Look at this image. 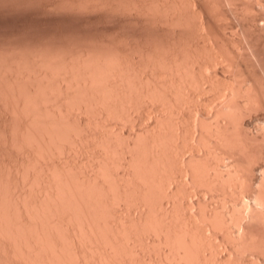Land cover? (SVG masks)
<instances>
[{"label":"rangeland","instance_id":"374dc122","mask_svg":"<svg viewBox=\"0 0 264 264\" xmlns=\"http://www.w3.org/2000/svg\"><path fill=\"white\" fill-rule=\"evenodd\" d=\"M155 1L156 2L152 0H0V163H2L5 166L2 167L4 172L7 173L8 170H11L12 172L16 173V171H19L18 175L21 177L25 175L24 171L26 170V168L28 169V172L38 170L39 163L33 159L32 154L27 155L24 153V147H27L32 150L34 156L38 161L46 160L50 162H60L66 167H67V163H70L73 167L77 168L76 170L74 169L75 173L77 171V173L79 172V174L81 175L83 173L82 172L83 168L92 171V173H94L95 176H98L104 181L107 188L109 189L112 188L109 191H113L114 188L112 185H110L111 182L109 181V177L105 173V168H108L111 174L118 176L120 182L124 183L126 186L128 185L131 186L132 185L131 183H133V181L136 183H141L143 182L144 178L142 176H139V174L137 175L133 173L132 174L133 176L132 175L130 177L128 176L131 181L130 180L128 181L127 177L120 176L121 175L120 171H122L123 168L126 169L127 167L130 168V170H132L134 168L133 165L135 166V164L129 162L130 164L124 165L126 167L121 165L122 163L121 156H123L122 153L124 152L123 153L124 155L126 154V156L128 155L130 156L133 150L128 148L124 149L118 143L124 142L127 139H129V137H131L128 135L129 132L132 133V131H137L139 130L138 128L147 129V126L155 120L160 122L161 118H159V116L155 114L156 110L159 111L164 116L167 115L166 117L172 118V120H175L177 122L178 119L181 120L179 116L183 115L182 113L183 109L181 108L184 107V109H186V111L188 112V116H189L188 117L189 130H187L186 132L188 142L184 148H178V149L176 148L174 154L179 157L178 158V162L180 164L179 166L183 168L182 170L183 185H181V187L183 186L185 190L182 188L180 192L177 191V193L175 194L176 197L174 196L173 198V200L176 201L175 205L177 208L173 212L172 210L171 212H167L166 218H168L170 221H173V223H176L178 221H174V219L176 218L175 214L176 215L177 213L180 214L181 211L186 210V215L188 216L190 214L189 220L192 222L193 225H195L200 230L203 228L201 231H203L204 234H207L206 235L207 238L212 237L211 239L213 240L214 238L217 237L218 241L217 240L215 241L214 243L215 245L216 244L217 246L219 244L222 245L221 248L217 247L218 251H215L214 253L213 251L211 252L212 255H209L210 259H212L213 261L219 260L218 254L220 252H221L220 254H225V256L229 258L228 256H230L231 253L228 252L227 246L225 247L224 243L219 241L222 240L223 238V233L225 228H223V226L220 227L218 225L216 226L212 225L211 220L210 219H209L210 221L208 220L209 217L206 216L207 218L206 219L205 216L200 217L199 214L200 212H205L206 207L214 206L217 202L218 204L216 205H218V208L221 210V212H223L222 210L223 198H226V202H228L226 206L229 205L231 207V204H233L232 206H234L233 203L234 200L232 201L233 196L231 195L229 188H226L224 190L225 196L221 194L223 193L222 191L220 193L222 196H224L222 197L221 200L219 198L221 197V195L217 196L218 191L213 186L210 187L206 186L203 182L198 181V179L196 178H194L195 180L193 181L190 180L189 178L186 177V171H184L187 165L183 163L186 162L192 151H197V152L203 151L204 148L202 144L198 143V138H197L200 130V126H199L200 121L207 120L205 118L214 116L215 111H217L214 110L216 109V107L214 108V104L209 103V100L207 99L209 97L208 95L212 93L211 92L212 89H209V86L211 88V85L209 84L208 81L212 78H216V80L219 81L221 84H224L226 81L227 84L228 83L231 84L232 88L235 85H236L235 87H237L238 85V89L243 87L242 88L243 90L241 89L239 90V93H236L237 100L239 99L238 102L242 101L243 98H245V97H241L245 92V88L247 92L250 91L249 90L250 88H253V90L251 89L250 91L251 93L255 91L252 94L255 95L253 101L255 102L257 100L255 102L257 105H254L253 103V106L256 107H252V109L247 108L248 106H244L245 105L244 101H242L244 105L240 102L242 104V106L240 105L242 107L241 109L244 110L245 107L247 108L244 110L245 112L241 111L243 113H241L240 121L243 122V125L245 126L244 128L248 136L250 138L252 136V139L257 138L256 142H254L255 146L253 145L255 148L254 147L253 148L255 149L256 152L263 155L262 157H264V138L262 136L263 132L259 129V124L261 123L264 124V96H263L264 90L262 91V89L260 88V85L262 86L264 85V0H177L178 3L180 2L179 4L181 6L184 5L182 7L183 9H185V13H187V15L189 14L193 16L192 18V16L188 15L189 19H191L190 23L188 21H185L184 20L185 18L183 19L179 18L178 23H176L178 18H176L175 15L178 14V11L175 10V12L177 13H174L173 15L174 19H172L173 16L172 17L170 16L172 9L170 10L171 12L168 11L169 9L168 10L164 9L167 6L163 7L162 4H164L165 6V4L168 3L169 5L168 8H170L169 3L173 4V1L172 2L171 0H155ZM150 2L151 3L153 2L152 3L153 5H151ZM148 3L149 5H151V7L147 5ZM154 3H156L157 5ZM123 4L124 5L126 4L125 5L126 7L124 8L125 11L122 7H120V9L122 10H120L119 8L117 9V7H119L118 5L124 6ZM148 6L152 8V9L149 8V13L152 11L151 14L145 13L147 12L145 11V8ZM153 6L156 8V10H153L155 9L153 8ZM157 6L159 9H161L160 7H162L161 9L162 15H165L168 12H170L168 14L169 15L168 20L165 19L166 18L165 16L168 15H165L164 18L162 15H160L161 13L158 14L157 10L159 9L157 8ZM134 8L136 10H134ZM141 8H143L142 12L143 10L145 11L142 14L141 11H139ZM129 10L131 12H129ZM146 10H148V8ZM163 10H165L166 13ZM153 12H155L154 13L155 15L157 14L158 15L155 16ZM145 14L149 16H146ZM151 15L154 17H152ZM170 17L172 19V22L173 20L175 21V24L174 22L171 23ZM251 19L253 20L254 23L252 22ZM182 20L184 22H188L189 24H191V27H189L190 25H188V23L187 24L183 23ZM179 22L182 23L180 24ZM188 49L190 55L188 54V51H185ZM209 51L214 52L215 55L214 58L212 57H211L212 59H210V57L207 58L209 56V55L207 56V53H209ZM180 52L183 54H181ZM190 52L191 53L196 52V54L197 53L199 54V57H201L202 55L203 58L205 57L207 58L206 61L205 59H203L205 63L199 65V67L201 68L200 70L198 69L201 75L200 77L201 81L199 83H197V81L196 82L191 81L193 83H189L185 87L183 86V84H181L182 86H180V83L178 85V83L176 84L171 81L169 82L167 79L171 80L173 79V77L181 76L183 74L182 73L183 71L181 72L182 74L180 73V71L177 72L176 70L172 69L169 65L165 64L164 61H162V59L163 58L165 59L166 57L169 56L168 58H171V60L176 65L178 64V62L182 61L179 60L181 56L182 58H187V57L192 58L193 55L195 57H198V55L196 56L195 53L191 55ZM99 54L102 55V58L100 56L101 60H105L106 58V60L104 61L105 67L102 66L98 68L97 65L94 66V63H92L93 61L96 60L95 58L99 59L98 57ZM74 55H76L77 58ZM80 55L81 58H79ZM164 55L166 57H164ZM70 56L72 58L73 57L76 58V60H72ZM93 56L96 57L94 58ZM30 57L36 59L34 60L36 62L33 61V63H31L29 61L31 60ZM44 57L45 59L47 57L48 61L51 60L49 61L50 63L48 62V64L49 65L51 64V66H47L48 65L47 61H45V64H43L44 61H42L41 58L44 59ZM60 57L71 58L69 60H71L70 63L73 62L72 65L76 61L79 62V63L76 62L79 65V67H76L78 66L77 64L73 65L72 67L70 66L69 69H67L68 67L67 68L65 67L67 70H69L70 72L69 74L72 75V77L69 75L71 79L73 78L74 75V77L77 78L76 80H81L82 78H83L82 80H84V77L82 76L85 75L82 74L81 76L80 73L85 72L86 70L83 69L84 71L81 72L80 70H82V68L80 69V66H82V64L85 66L89 65V67L87 66L85 68L90 69V66L92 68L93 65L94 68L91 69L93 70L92 72L94 71L97 73L99 72L98 74L100 75L97 74L98 77L97 76L95 77L96 74L95 73L93 74L94 76L92 77L91 71H90L91 73L89 71L85 72V74L87 73V75L91 74V76L89 75L87 76L88 78L85 76L87 78L86 81L89 83H92L93 81V85L92 84L91 85L94 86L97 85L94 84V81H96L97 78L99 77L101 78V76L102 78L101 79L99 78V81L103 79H108L110 81L112 80V82H116V85L114 84L116 87L115 86L114 87L116 88L117 92L119 91V94H124L125 100L121 101L123 103H121L118 100L119 103L114 102V104H111L113 102L111 100L110 101L107 100L110 98L108 97V93H106L105 90L102 91L100 87H97L95 89H93L92 87L93 91L96 94L98 93L97 95L100 97L99 99L97 98V100H95L97 101L98 104L97 106L95 105L96 106L95 107L94 104L96 103L94 102L93 104H90L91 101L88 97L85 96L84 91L80 89H76L75 87L73 88L74 89L73 90L71 86L70 89L68 82L66 81L67 84L64 82L66 79L65 80L63 79L64 81L60 80L59 84L60 86H62V88L63 86L64 89L68 87L69 89L67 88V91L72 93L73 96L74 94H77L73 99L74 102L77 101L75 102L76 104L73 102V100L71 102L65 101V107L67 108V112L66 113L62 112L61 113L62 117L83 118L85 119L84 121L85 126H83V124L78 120L77 122H74V124L76 125V129L75 128L73 129L72 127H68L62 130L57 129V133L54 137L50 136L49 134L45 135L46 137L53 139L56 142L54 146L49 148V150H46L45 148H40L38 145L36 146V143L33 141L34 139L31 138V136L29 138V135L31 133L27 135L25 134L28 132L24 134L25 131L20 133L21 132V130L19 129L20 127L17 126L21 124L20 122H22L23 114L25 112L26 113L28 112V114L31 116V113H29L30 111L27 110V108L26 109L22 108L25 111L18 110L16 109V107L14 108L13 105L11 106V104L13 102L15 103L16 102L15 100L18 97H21L18 98L21 100L22 98L25 99L26 97L25 99L26 101L25 100L23 101L30 105L32 103V101L29 103V100L32 99L31 95L30 97L29 94L27 93L22 95V93L27 91L25 89L27 87L24 85L27 82L28 83L31 82V80L30 81L28 80L27 82L25 81L24 83L22 82L25 79L24 74L26 75L25 73L26 70L31 71L32 69V71H36V73H39L40 71L39 69L43 67L41 69L42 71H40V73L42 72L41 75H43V71L46 70L47 67V70L50 71L49 73V71L46 70L49 76L52 74L56 77L58 74L64 72L63 76L61 77L57 76L56 79L57 78L60 79L62 77L64 78V74L67 75L68 73L67 72L65 73L63 66H61L60 64H59L60 66H58L57 62L55 63V61H57L56 58H60ZM93 58L95 60H92ZM120 58L121 60H123V62L126 61L129 66V68L125 70L126 74L125 73L121 74L124 76H121L120 74H116L117 72H119L117 68H120L124 65L121 64L122 65L121 66L119 64ZM60 59L62 60V58ZM60 59H58V61H60ZM82 59H84L85 61ZM89 62H91L92 65ZM33 64L35 67L33 66ZM13 65L17 70L14 68ZM17 67H20V69L18 70ZM114 67H116L117 71L114 70L115 69ZM122 69L120 68V70ZM236 69L239 70V71L237 70L238 73H236ZM22 70L24 74H21L23 73ZM37 70L39 71L37 72ZM113 71L114 72L116 71V73H114ZM123 71L119 73H122ZM40 73L38 74L37 77L41 76ZM235 73L236 75L237 74L239 75V73L242 74L241 77L238 76L240 78L239 81L242 80V78H244L243 79L244 81H240V83L242 82L241 83L242 86L241 84L235 81V79L237 78V76L236 77L233 76L235 75ZM2 75L4 76L6 75L8 79L10 77V79L7 81L6 76L4 77ZM17 75L19 78L23 79L21 80L22 83L20 82L18 77L17 78L14 77ZM105 75L106 78L103 77ZM152 77L156 81H153ZM94 78H96V80ZM204 78L205 80L208 79L206 80L207 82L204 80ZM5 79L7 82L4 81ZM14 79L16 82L14 81ZM133 79L140 81V84L138 85V91L139 88L144 89L145 90L143 91L144 93L141 91L143 94L141 92H139L141 94H138V92H136L137 88L134 90L135 85L133 86L132 83ZM10 80L11 82L12 81L13 82L12 83L9 82ZM52 80L50 82L53 83ZM222 80L224 81V83L222 82ZM233 80L238 84L236 83L233 84L234 83ZM41 81L44 83L45 79ZM46 82L49 83V80L46 79ZM55 82H54L55 85L58 84V82L56 83ZM74 82H75V78H74ZM96 82H98V80ZM4 83L6 84V86ZM8 83L11 84L7 86ZM226 83L225 86L227 90L224 89L225 90L224 93L229 94L231 93L228 90L230 88V85H228L227 87ZM155 84L157 85L156 88L158 89L160 88L162 90V94L160 93V95L159 94L157 95L155 91H153L154 90L153 85ZM243 84L245 85V88ZM11 85H13L14 88ZM235 87L231 90L234 91ZM247 87L250 88L247 89ZM96 89H99L100 91L98 90L97 92ZM9 91H11L12 93ZM189 91L191 92L193 91L192 93L194 96L192 98L190 97ZM37 92L40 93V91ZM101 92H103L102 95L105 93L106 95L102 96ZM13 93H15V95ZM226 94L222 95L223 96L222 99H224V96L226 98ZM5 95L7 96L5 97ZM45 95H46L45 97L44 95L41 96L39 95L40 99L38 98V100L40 102L42 101L44 105L45 103H48L50 105L53 104L52 106H54L55 110L59 111L58 104H56L55 102L53 103L54 98L53 99L51 98L53 96L50 97L47 94ZM47 96H49L50 98H47ZM35 97H37V93ZM35 97L33 96V98ZM102 97H105L104 100ZM171 97L173 98L175 97L177 100H181L182 106L180 107L178 105L176 107V105L173 104V101L171 102L172 99ZM219 97L221 96L219 95ZM227 97H229V95H227ZM28 98L29 100H27ZM205 99L208 100V102ZM215 99L216 100L218 99L216 102H220L219 100H221L217 96L216 98L214 97L213 100ZM32 100L34 101L35 99ZM105 100L111 102L109 103L111 106L109 104L107 105L106 103L108 102ZM49 101L52 103H50ZM78 104H81L82 107H78L77 106ZM26 113L24 115H27ZM5 114H9L10 116L9 121L6 119ZM201 114H204V119ZM217 116L220 117L219 118L220 120L224 119V117L220 116L219 113ZM26 117H28V115ZM40 119L41 118L36 120L40 121ZM16 126L17 128H15ZM160 127H161V123H160ZM16 129L17 131L20 130V132L16 133L17 132ZM161 129H164V126H162ZM12 134L16 135L15 136L16 140L13 139L14 137L12 138ZM82 137H85L83 141H82ZM108 139H113L115 143L117 142V145L115 144L114 146H112V144L109 143ZM132 139L133 138L131 137L130 140ZM135 141L136 140L134 138V142ZM63 146H66L68 149L64 150ZM120 148L122 150L124 149V151L123 152L122 150L120 151ZM115 149L119 151H116ZM98 153H100L101 156ZM224 155L227 157L226 154ZM261 155H259V158H257L258 160L257 159L254 160V163L251 164L250 166L251 169L254 171V172L252 171L253 172L252 176L254 178L253 180H255L256 182H259L261 179H263L264 181V163H263L264 160L262 159V157L260 158ZM225 158H223L224 160L223 163L220 162L219 164L221 165L220 168H222V170L224 169V171L226 169L225 163L227 164V158L226 160ZM24 161L26 162L24 163ZM103 162L105 163V166H102L101 163ZM80 167L82 169H80ZM52 172L56 173L54 171ZM70 175L71 177L73 176L72 172L70 173ZM171 180L172 177L166 178L162 187L170 189L172 186ZM126 182L128 183V185ZM255 183L253 184L251 190L252 192L243 191L240 189V187L237 189L238 190L237 192L241 198V202L245 201L243 202L244 206L243 204H241L244 208L245 205H248L249 203V205L251 204L250 206L252 207V210L256 209V211L258 212L259 210H257V208L259 207V205L258 206L256 205L258 203H256L254 199ZM25 184L23 186V189L28 190V188H30L29 187L30 184L27 183L28 186ZM54 185L49 184L50 188L56 190L57 186L55 185L56 187L55 188L53 187ZM46 186L49 187L48 184H46ZM161 189L159 190L161 191ZM163 190L164 188L162 189L161 192H164ZM226 192L227 193L230 192L231 198L228 194H226ZM144 194H146L145 197L138 199L137 198L134 199V197L137 196L131 193L126 195V197H124L125 199L120 198L116 195L114 196L111 195L109 196L111 202L110 201L109 202L111 203L113 209H115L119 215H121L122 217H127L130 213L135 212L137 214L143 209H147V208L153 209V207L161 208L159 204L160 200L161 199L167 200V197L164 195L165 192L158 193L155 196L153 194H149L146 192ZM152 195L154 197H152ZM179 197L181 198L179 199ZM219 200L221 201L220 204H219ZM197 203H199V205ZM207 203L211 205H207ZM204 206L205 209L203 210ZM226 206L224 208V213L226 212L227 214L226 209L229 206L227 207ZM254 206H256L257 208L256 207L253 208ZM180 207L182 208L181 210H179ZM200 209L203 211H200ZM177 210H179L180 212ZM260 216L262 217V219L258 217L259 219H261V220L258 219L259 221H254V222L253 221L247 222V220L243 221L246 231L251 235H253L254 237H256L257 239L264 238V220H263V215ZM152 221L154 220H151V224L149 223L150 222L149 221L148 223L140 222L139 224L136 225L134 224L135 222L134 223L132 222L133 224L131 223L130 225L132 227L130 229L131 234H126L127 232L126 233L120 232V239L123 242L133 244L134 237L142 238L145 239L146 241L150 240V238L153 237L157 238L159 233L157 232L155 223L154 222L152 223ZM176 224L179 227L180 224L178 223ZM153 226H155V229ZM220 234L222 235L220 236ZM85 237L83 240L89 243L88 241L89 239L87 240V238ZM105 244L106 246H108V248H111L110 244L109 245H107L108 243ZM173 245L174 244H172L171 242L169 241L167 242L164 240L159 242L156 240L154 241V243L151 242L141 243L138 241L135 242L134 248L140 251L141 254H144L146 257L154 256L158 258L157 262L159 263L148 259L149 264H163V263L179 264L181 261H183L182 259L184 258L173 259L171 255L160 253V250L164 248H165L164 250H166V252L168 251V253L170 251H171L170 253L174 252L176 250L177 244L175 245L176 247L175 246L173 247ZM208 246L209 248L210 247L212 248L213 245L212 246L208 245ZM110 251H112L111 253L115 254L114 249H111ZM255 251L254 250L244 251L243 256L245 254L247 256V257L245 256L247 260L245 257L244 258L241 256L239 257L238 255L237 256L235 255L236 257L234 255L230 256V259L232 257V259L235 261L234 258H237L236 261L239 263L242 262L241 264L244 263L264 264V253L262 254V252L260 253L258 251L256 252ZM117 254L120 255L119 253ZM117 254H115L114 257L115 259H118ZM130 256L131 255H129L128 257ZM232 259L230 261L227 259L225 260L224 263L222 262L221 264H226V263L233 264L234 261ZM185 261L188 263L186 259L183 262Z\"/></svg>","mask_w":264,"mask_h":264},{"label":"bare ground","instance_id":"6f19581e","mask_svg":"<svg viewBox=\"0 0 264 264\" xmlns=\"http://www.w3.org/2000/svg\"><path fill=\"white\" fill-rule=\"evenodd\" d=\"M152 1L156 2L155 0H152ZM172 1H173V4L169 3L170 8H168L169 7L168 3L165 4V6H164V4H162L163 7L167 6L166 8H164L165 10L169 9L168 11H170L172 9L171 10L172 12L171 11L170 12L173 14H171L170 12L167 11L168 13L165 15H168L170 13V16L172 17L174 15V13H177V12H175V10H176V11H178V14H177L178 16L175 15V17L178 18L176 23H178L179 18H182V19L185 18L184 20L188 21L190 23L191 19H189V16H192V15L188 14L189 15L188 16L187 13H185V9H183V7H182L184 5L181 6L179 4L180 2L178 3L177 0H171V2ZM152 3L150 2L151 5H153ZM134 4H136V3H134ZM154 4H156V3H154ZM125 5L124 6L118 5L119 7H117V9L118 8L120 9V7H122L124 9L126 7ZM147 5H149V3ZM151 5H149V6L151 7ZM149 6L146 8L144 7L145 11H147V12H145L144 10H143V12L149 13V8H150ZM154 6H153V8L156 7V6L155 7ZM147 8H148V10H146ZM157 8H158V6H157ZM160 8L162 9V7H160ZM129 9H131V8H129ZM142 9L143 8H141L139 10V11H141V14L143 13ZM150 9H152V8H150ZM161 9L157 10L158 14L161 13L160 15H162ZM120 10H122V9H120ZM126 10H127V8H126ZM134 10H136V9L134 8ZM153 10H156V8ZM165 10H163V11L166 13ZM124 11H125V9H124ZM129 12H131V11L129 10ZM151 13H152V11L149 14H151ZM154 13L155 12H153V14ZM145 15L149 16L147 14H145ZM157 15H155V16H157ZM165 15H162V16L164 17ZM152 17H154V16H152ZM165 17H164L165 19H167V20L169 19V15L165 16ZM171 17H170L171 23L174 22V24H175L174 20L172 22V19H174V16L172 19H171ZM186 17H187V19H186ZM192 18H193V16H192ZM152 19H154V18H152ZM180 21H181V19H180ZM188 22L183 21V23H185V24H187ZM252 22H253V20H252ZM189 23H188V25H190L189 27H191V24H189ZM187 27H186V29H187ZM185 51H188V54H189V49L185 50ZM193 53L196 54V52H193ZM193 53H191V55ZM181 54H183V53H181ZM186 55H187V53H186ZM197 55H198V57H195L193 55L194 56V58L192 56L193 59L191 57L190 58L189 57L182 58V56H181L182 59L181 58L179 59V60H182V61H180L181 63L178 62V64H176V65L171 60V58H168L169 56L166 57L164 55V57H166V58L165 59L163 58L162 61H164L165 64L169 65L172 69L176 70L177 72L180 71V73H181L183 71L182 72L183 74L181 73L182 74L181 76H176V77H173V79H171V80H169V79H167V80L169 82L171 81V82L176 83V84L178 83V85L180 83V86H182L181 84H183L184 87L186 85H188L189 83H193L191 81H195V82L197 81V83H199L201 81V78H200L201 75L199 72V70L201 68L199 67V65L202 63H205L203 59H205V61H206L207 58L210 57V59H212V58H214L215 55H214V52H212V51H209V53H207V56L209 55L207 58L206 57L203 58L202 55H201V57H199L198 53L196 54V56ZM74 56L76 57V55H74ZM87 56H88V54H87ZM100 56L102 58V55L99 54V56H98L99 59L95 58L94 56L93 57L96 60L94 58L92 59V60H95L92 63H94V66L97 65L98 68H100L102 66L105 67L104 61L106 60V58L103 56L105 58V60H101ZM105 56H106V54H105ZM65 57H67V56H65ZM65 57H60V58H62V60L60 58H56L57 61H55V63L57 62L58 66L61 65L64 67L65 73L66 72L68 73L67 75L64 74V78L62 77L60 79L59 78L56 79L57 76L58 77L63 76L64 72L60 73L61 75L58 74L56 77L52 74H51L52 77H51V75L49 76V74L47 72L49 70H47V67H46L47 71L44 70L43 75H41L42 72L40 73V71H42L41 69L43 67L41 69H39L40 71L37 70V72L39 71V73L41 75V76L39 75L40 77H37L39 73H36V71H32V69H31V71L26 70L29 73H27L24 69L26 75L24 74V72L22 70L23 73H21V74H24L26 80L19 78L18 75L14 76L16 78L18 77L20 82H21V80H23L22 81L23 83L25 81L27 82L28 80L29 81L31 80V82L26 83L28 85H26V84L24 85L27 87V88L24 87L27 91L22 93V95L27 93V94H29V97L31 95L32 99H35L34 100L35 102L31 98H30L31 100H29V98L27 99V100H29V103L32 101V103L30 105V104L25 103L23 101L26 99V97H25V99L22 98V100L18 99L21 97H18L15 100L16 102L15 103L13 102L14 104L13 103L11 104V106L13 105V107L14 108L16 107V109H18V110H24L27 108V110L30 111L29 113H31V116H30L28 114V112L27 113L25 112L28 115V117H26L27 115H24L25 113L23 114L22 122H20L21 124L19 123L20 125H17L20 127V128L19 127L18 128L21 130V132H20V130L17 131V129H16V131H17L16 133H18V132L22 133L23 131H25L24 134L26 132H28L25 135L31 133L29 135V138L31 136V138L34 139L33 141L36 143V146L38 145L40 148H45L46 150H49V148L54 146L56 144V142H55V140L50 139V138L46 137L45 135L49 134L50 136L54 137L57 133V129L62 130V129H66L68 127H72L73 129L74 128L76 129V125L74 124V122H77L78 120L83 124V126H85V122H84L85 119H83V118H75V117L64 118V117H62L61 113L67 112V108L65 107V101L71 102L74 99L75 95H77V94H74V96H73L72 93L67 91L68 87L66 89H64V86H63V88H62V86H60V84H59L60 80L64 81L66 79L64 82L66 84L68 82L69 87L71 86L72 89L75 87L76 89H80V90L84 91L85 96L88 97L91 101L90 104H93L94 102L96 103V104H94V106L98 105L97 101H95V100H97V98L98 99L100 98L97 95L98 93L96 94L93 91V89H95L97 87H100L102 89V91L105 90L106 93H108V97L110 98L107 100H109V101L111 100L113 102V103H111V102H108L107 100H105L108 102V103L105 102L107 105L109 103L114 104V102L119 103L118 100L120 102L122 100H125L124 94H119V91L117 92V90L115 88L116 82H112V80L110 81L108 79H103V80H101L102 81L101 82V81H99V78H100L99 77V78H97L98 82H96L97 80H96V78H94L96 80V81H94V84H97L94 86H92L93 81H92V83H89L86 81L88 78L87 76L89 74L87 75V73L85 74V72H88V71L92 72L93 70H91V69L94 68L93 65L91 64V62H89V63L92 65V68L90 66V69H87L85 67H87V66L89 67V65L85 66L82 64L83 67L80 66V69L82 68V70L79 69L81 72L86 70L85 72H82L80 74H81V76H82V74H84L87 78L85 76H82V77H84V80H82L83 78L81 80H76L77 78L74 77V75H73V78L71 79L72 75L69 74L70 72L67 69H69L70 66L72 67L73 65H75L79 62L76 61L77 63L75 62L72 65L73 62L70 63L71 60H69L72 57L71 56H70L71 58H65ZM84 57H85V55H84ZM183 57H185V56H183ZM76 58L73 57L72 60H76ZM79 58H81V55ZM79 58H78V60H79ZM89 58H90V55H89ZM30 59L32 60V61L29 60L31 63H33V61L36 60V59L31 58V57H30ZM58 59H60L61 62L58 61ZM41 60L44 61L43 64H45V61H47V64L49 61H51V60L48 61L47 57H46V59H45V57H44V59L41 58ZM54 60H55V58H54ZM82 60H84V59H82ZM120 60H121V58H120ZM120 60H119V64L120 65L124 64L123 66L121 65L123 67V69H122V67H120L122 70H120V68H117V70L119 72H121L123 70L124 71L122 73H119V72L116 73L117 70H116V67H114L115 68L114 70H116V71L115 72L113 71V72L116 74H120V75L124 74V73L126 74L125 70H127L129 68V66H128L126 61L123 62V60H121V61ZM89 61H90V59H89ZM34 62H36V61H34ZM58 62H60V63H58ZM86 63H88V62H86ZM12 64H10V65H12ZM41 64H42V62H41ZM13 66H12V68H13ZM33 66H34V64H33ZM43 66H45V65H43ZM47 66H51V64L50 65L48 64ZM65 67L66 68L68 67V68L66 69ZM76 67H79V65ZM14 68H15V66H14ZM17 68H18V70L20 69V67H17ZM10 69H11V67H10ZM21 69H22V67H21ZM48 69H49V67H48ZM237 70L238 69H236V73H238ZM77 72H79V71H77ZM10 73H9V75H10ZM49 73H50V71H49ZM98 73L95 71L92 72L91 73L92 77L94 76L93 74H95V77H96ZM236 73H235V75H233L235 77L237 76V78H238V79L236 78L237 80L235 79V81L238 82L239 84H241L242 82L240 83V81H244L243 80L244 78H242V80L239 81L240 78L238 76L241 77L242 74L239 73V75L238 74L236 75ZM16 74H18V73H16ZM91 74L89 76H91ZM69 75L71 77H69ZM98 75H100V74H98ZM102 75H104V74H102ZM2 76H4V75H2ZM121 76H124V75H121ZM10 77H11V75H10ZM10 77H9V79H10ZM49 77H50V79H49ZM103 77L106 78V75ZM6 78L8 81L9 79L7 76H6ZM40 78H42V79H40ZM74 78H75V82H74ZM101 78H102V76H101ZM43 79H45L44 83L46 82V79H47V80H49V83L52 85L54 84L55 81L58 82V84H56L57 86L54 84L52 87V85L47 83L48 82L47 81L45 83L47 85H45L41 81ZM51 80L53 81V83L50 82ZM89 80H90V78H89ZM91 80H92V78H91ZM113 80H115V79H113ZM152 80L156 81L153 77H152ZM204 80H205V78H204ZM206 80H208V79H206ZM4 81H6V79ZM14 81H15V79H14ZM115 81H117V80H115ZM119 81H120V79H119ZM208 81H209V84L211 85V88L209 86V89H212L213 91L211 90L212 93L210 95H208L209 97L207 99L209 100V103L214 104V108L216 107V109H214V110H217V111H215L214 116H211L209 118H205L207 120H202V121H200V124L198 123L200 126V130H199L198 137H197L198 143L202 144L204 149H203V151L198 150L199 152H197V151L191 152V154L188 157V159L186 160V162L183 163V164L187 165L186 168L184 169V171H186V177L189 178L190 180L193 181V180H195L194 178H196V179H198V181L203 182L206 186H209V187L213 186L218 191L217 196L221 195V194L224 195V190L226 188H229L231 195L233 196L232 201L234 200V202H233L234 206H232L233 204L230 203L231 207L229 205H227V206H229L230 208L227 207L226 204L228 202H226V198H223V201H222L223 212H221V210L218 208V205H216V204H218V202H217L214 206L206 207V209L204 206L203 210L205 209L206 211L200 212L199 215H200V217H204V216H205V218H206V216L209 217L208 220L209 219L211 220L212 225H215V226L218 225L220 227L223 226V228H225L224 233H223V238H222V240H219V241L224 243L225 247L227 246L228 252L231 253L230 256H233V255L237 256L238 255L239 257L241 256L244 258L246 256L245 254L243 256V253L245 250L246 251L247 250H250V251L256 250L260 253L262 252V254H263L264 253V238L257 239L256 237H254L253 235L248 233L245 229V225L243 222L244 220H247V222L259 221L262 219V217L260 215H263V220H264V212H261V211H264V183H263L264 181H263V179H261L259 182H256L255 180H253L254 178L252 176V173L254 171L250 167L251 164L254 163V160L259 158V155H261V154L256 152L254 149L255 148L254 142H256L257 138L252 139V136L250 138L248 136V134L246 133V130L244 128L245 126L243 125V122L240 121L241 113H243L241 111H244L247 108L252 109V107H256V106H253V103H254V105H257L255 103L257 100L255 102L253 101L255 98L254 97L255 95L252 94L255 91L251 93L250 91H251V89L253 90V88L247 87V89L250 88L249 89L250 91L247 92L245 85L243 84L244 88H245V92L243 94L244 96L243 95L241 96V94H240V96L245 97L242 100V101H244L245 105L242 103V101H240V102L244 106H248L247 108L245 107V109L243 110V109H241L242 104L240 102H238L239 99L237 100V94H236V93H239V90H241L243 87L238 89V85H237V87H235L236 85L233 86V88L235 87V89H234L235 92H234L233 90H231V89H233L231 87V84H229V83L227 84L225 81L227 87H228V85H230V88L228 90L232 93V95H231V93H229V94L224 93V91H225L224 89L227 90V88H226L223 80H222V82L224 84H221L219 81L216 80V78H212ZM235 81H234V83L233 82L232 83L235 84L236 83ZM9 82H11V80ZM227 82H229V81H227ZM132 83H133V86L135 85L134 90L137 88L136 92H138V94H141L143 91H145L144 89H141V88H139V91H138V85L140 84V81L133 79ZM238 83H236V84H238ZM10 84L8 83L7 86H9ZM61 85H62V83H61ZM5 86H6V84H5ZM11 86L13 87V85H11ZM241 86H242V84H241ZM263 86L260 85V88L262 89V91L264 90ZM71 87H70V89H71ZM89 87H90V89H89ZM92 87H93V89H92ZM153 87H154L153 91H155V93L157 95L158 94L160 95V93L162 94V90L160 88L159 89L156 88L157 87L156 84L153 85ZM198 87H199V85H198ZM239 87H240V85H239ZM55 88L56 89L58 88V89L56 90ZM4 90H5V88H4ZM96 90L98 92L99 89H96ZM237 90H238V92H237ZM12 91H13V89H12ZM14 91H16V90H14ZM37 91H40V93ZM9 92H11V91H9ZM139 92H141V93H139ZM192 92L189 91L191 98L194 96ZM18 93H20V92H18ZM36 93H37V97H35ZM73 93H75V92H73ZM81 93H83V92H81ZM102 93L103 92H101V95H102ZM106 93L103 94L102 96L106 95ZM13 94L15 95V93H13ZM45 94L49 95L50 97L53 96L51 98L52 99L54 98V100H55V101L53 100V103L55 102L56 104H58L59 111L55 110L54 106H52L53 104L50 105L48 103H45V105H44L42 101L40 102L38 100V98L40 99L39 95L40 96L44 95V97H45L46 96ZM134 94H136V93H134ZM224 94H226V98L224 96V99H222V97H223L222 95H224ZM219 95L221 97H219ZM227 95H229V97H227ZM251 95H253V96H251ZM6 96L7 95H5V97ZM33 96L35 98H33ZM49 96H47V98H50ZM216 96L218 98H220L222 100V102H221V100H219L220 102H216L218 99L213 100L214 97L216 98ZM263 96H264V91H263ZM8 98H9V96H8ZM15 98H16V96H15ZM102 98L104 100L105 97H102ZM171 98H172L171 102L173 101V104H175L176 107L178 105L180 107L182 106L181 100H177L175 97L174 98L171 97ZM13 99H12V101H13ZM208 100H206V101L208 102ZM33 102H34V104H33ZM46 102H48V101H46ZM73 102H74V100H73ZM75 102H77V101H75ZM50 103H52V102H50ZM121 103H123V102H121ZM46 104H48V105H46ZM6 105H7V103H6ZM77 106L82 107L81 104H78ZM112 106H114V105H112ZM22 108H24V109H22ZM181 109H183L182 110L183 115L179 116L181 120L178 119L179 121L177 120V122L175 120H172V118L166 117L167 115L164 116L163 114H161L159 111L156 110L155 114L158 115L159 118H161L160 122L155 120L147 126V129L138 128L139 130H137V131H132V133L129 132L128 135L133 138L132 139L133 141L130 140L131 137H129V139H127L126 141L118 143L124 149L128 148V149L133 150L132 153L130 154V156L129 155L126 156V154L125 155L123 154L124 149L122 150L120 148V151L122 150V152H123L122 153L123 156H121V161H122L121 165L124 166V165L130 164V163L135 164V166L133 165L134 168L132 170H130V168H127L126 166H124V167H126V169L123 168V170L120 171L121 175L120 174L119 175L123 176V177H127L128 181L130 180L129 177L133 173L137 174V175L139 174V176H142L144 178L143 182H141V183H136L133 181V183H136V184L131 183L134 187L132 185L129 186L127 182L126 183L128 186H126L124 183L120 182V180L118 179V176L111 174L109 169L105 168V173L107 174V176L109 177V181L111 182L110 185H112L114 190H115V191L114 190L109 191L112 188L111 189L107 188L104 181L101 178H99L98 176H95L94 173H92V171L87 170L86 168L82 169L80 167V169H82V172H83L81 175V174H79V172L77 173V171L75 173L74 169L76 170L77 168L73 167L70 163H67V167H66L63 164H61L60 162H50V161H46V160H39L38 161L36 159V157L34 156L32 150L27 148V147H24V153L27 155L32 154L33 159L39 163V169L38 170L28 172V169L26 168V170L24 171L25 175L21 177L18 175L19 171H16V173L12 172L11 170H8L7 173L4 172L2 167H5V166L2 163H0V264H149L148 259L157 262L158 258H156L154 256L146 257L144 254H141L140 251H138L137 249L134 248L135 242L139 241L141 243H144V242L154 243V241H156V240L158 242L163 241V240L167 241V242L169 241L172 244H174L173 247L177 244V247L175 246L176 250L173 249V250H175L174 252L170 253L171 252L170 251L168 253V251L166 252V250H164L165 249L164 248V249L160 250V253L171 255L173 257V259L184 258V259H182L183 261L185 259L188 261V263L186 261H185L186 263L181 261L179 264H221L222 262L224 263L225 260H227V259L229 260L230 259V256H228L229 254L227 255L229 258H227L225 256V254H220L221 252L218 254L219 260L213 261L212 259H210L209 255H212L211 252L213 251V253H214L215 251H218L217 247L221 248L222 245H220V244L218 246H217V244L215 245L214 243L217 240V237L214 238L215 240L214 239L212 240L211 236H210L211 238H207V236H206L207 234H204V232L201 231L203 228L200 230L195 225H193L192 222L189 220L190 214L188 215L189 217L186 215V210L180 212L179 210L182 209L180 207L179 210H177L180 212V214L177 213L178 216L175 214L177 220L175 218L174 221H178L176 223L180 224L179 225L180 228L177 226L176 223H173V221H170L168 218H166L167 212H171V210L173 212L174 210H176V208H177L175 205L176 201L173 200V198H174L175 194L177 193V191L180 192L183 188V186L181 187V185H183V182H182V179H183L182 170H183V168H181L179 166L180 165L178 162L179 157L174 154V151L176 150V148L177 149L178 148H184L188 142L186 132H187V130H189V120H188L189 116H188V112L186 111V109H184V107ZM179 112H181V111H179ZM216 112H217V114H216ZM218 113L220 114V116L224 117L223 120L219 119L220 117L217 116ZM179 114H181V113H179ZM201 115L203 116V119H204V114H201ZM158 116H157V118H158ZM5 117L8 121L10 120L9 114H5ZM39 118H41L40 121H37L36 119H39ZM160 123H161V127H160ZM17 126L15 128H17ZM162 126H164V129H161ZM174 129H175V131H174ZM259 129L263 132V135L262 134L261 135L264 138V124H262V123L259 124ZM13 135L14 134H12V138L14 137L13 139L16 140V137H15L16 135H14V136ZM253 136H255V135H253ZM17 137H18V135H17ZM134 138L136 140L135 142H134ZM84 139H85V137H82V141ZM108 141L110 144H112V146H114L115 144L117 145V142L115 143V141L113 139H108ZM136 142H137V144H136ZM63 149L66 150L68 148L66 146H63ZM116 151H119V150H116ZM261 151H262V148H261ZM256 153H258V154H256ZM98 154L101 156L100 153H98ZM224 154H226L227 157ZM223 155L227 158V164L225 163V166H226L225 171H224V169L222 170V168H220L221 165H219L220 162L223 163V161H224L223 158H225V157ZM262 156L263 155H261L260 158ZM226 158H225V160H226ZM262 159L264 160V157H262ZM25 162L26 161H24V163ZM101 164H102V166H105L104 162ZM52 171H54L56 173H53ZM71 172L73 175L72 177L70 175ZM168 177H172V180H171L172 186L170 189L162 187L165 179ZM196 181H194V182H196ZM27 183L30 184L29 185L30 188H28V190H25V189H23V186H24V184L27 185ZM254 183H255V187H254L255 188V190H254L255 191V193H254L255 198L254 199H255V202L258 203V204H256V203L255 204L257 206L259 205V207H258L259 209L256 206H254L253 208L256 207L257 210L260 211V212L258 211L259 213L256 211V209L252 210V207L250 206L251 204L249 205V203H248V205H245V208H244L243 202H245V201L241 202V198L237 192L238 191L237 189L239 187L243 191H246V192L251 191ZM46 184H48V186H49V184L50 185L55 184L57 186V188L54 185L53 187L56 188V190H54V189L50 188V186L47 187ZM112 186H110V187H112ZM161 188L162 189L164 188V190H163L165 192L164 195L167 197V200H163V199L160 200L159 204H160L161 208H158V207L157 208L153 207V209L147 208V209L141 210L137 214L135 212H133V213H130L127 217H122L121 215L118 214V212H116L115 209H113V207L111 206V203H110L111 200L109 199L110 198L109 196H111V195H113V196L116 195L120 198H124V197H126V195L131 193V194H134L135 196H137V197H134V199L135 198L138 199V198L145 197V195H146V194H144L145 192L149 193V194H153L154 196L157 195L158 193H164V192H161L162 191ZM159 189H161V191ZM183 189L185 190V188H183ZM221 191L223 193H221ZM230 192L229 193L226 192V194H228L230 196ZM153 195H152V197H154ZM222 195H221V197H219L221 200H222V197L225 196V195L224 196H222ZM180 198L181 197H179V199ZM230 198H231V196H230ZM224 199H225L226 203L224 202ZM254 199H253V202H254ZM182 201H184V200H182ZM198 202H200V201H198ZM220 202L221 201L219 200V204H220ZM224 203H225V205H224ZM197 204L199 205V203H197ZM241 204H243V206ZM207 205H211V204L207 203ZM225 206L227 207V209H226L227 214H226V212L224 213ZM203 210L200 209V211H203ZM258 217H260L261 219H259ZM151 220H154V221H152V223L153 222L155 223L157 232L159 233L157 238H154L152 236L153 238H150V240L146 241L145 239L134 237V239H133L134 243L133 244L123 242L120 239V232L121 233L127 232L126 234H131L130 229L132 227L130 225L132 222L133 223L135 222L134 224L136 225V224H139L140 222L141 223L142 222L148 223L150 221L149 223L151 224ZM182 224H183V226H182ZM146 225H148V224H146ZM152 225H154V224H152ZM155 226H153L154 229H155ZM158 233H156V234H158ZM221 235L222 234H220V236ZM84 237L87 238V240L89 239L88 240L89 243H87L85 240H83ZM105 243H108L107 245L110 244L111 248H108V246H106ZM208 245H210V246L213 245V246H212V248L211 247L209 248ZM109 249L110 250L114 249L115 254H117V253L120 254V255L117 254L118 259L114 258L115 254L111 253L112 251H110ZM216 253H218V252H216ZM127 254H129L131 256L128 257L129 255H127ZM112 256H113V259H112ZM231 259H232V257H231ZM234 259H235V261L232 259L234 261L233 264H241L242 263V262L241 263L237 262L236 261L237 258H234ZM246 260H247V258H246ZM115 261H117V262H115ZM157 263H159V262H157Z\"/></svg>","mask_w":264,"mask_h":264}]
</instances>
